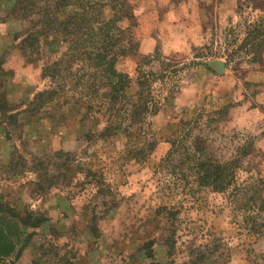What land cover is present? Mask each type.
<instances>
[{
	"label": "rangeland",
	"instance_id": "obj_1",
	"mask_svg": "<svg viewBox=\"0 0 264 264\" xmlns=\"http://www.w3.org/2000/svg\"><path fill=\"white\" fill-rule=\"evenodd\" d=\"M244 1L132 0L137 55L116 69L130 78L128 94L138 90L141 69L144 85L168 97L151 119L157 142L145 162H127L118 138L90 143L75 123L57 132L48 124L10 128L11 140L0 128V216L18 214L20 250L0 264H264L262 233L238 227L242 218L222 196L192 187L181 160L160 165L174 131L191 122L187 147L203 141V154L224 163L251 143L244 166L264 180V54L261 63L229 55L244 36L251 6ZM0 8L7 18L0 22V92L16 108L49 81L18 50L28 23L6 16L7 1ZM156 55L180 69L176 82L148 75L159 70Z\"/></svg>",
	"mask_w": 264,
	"mask_h": 264
},
{
	"label": "trees",
	"instance_id": "obj_2",
	"mask_svg": "<svg viewBox=\"0 0 264 264\" xmlns=\"http://www.w3.org/2000/svg\"><path fill=\"white\" fill-rule=\"evenodd\" d=\"M4 1L9 3L6 16L29 25L18 44L22 58L28 64H41V78L49 81L47 87L16 108H11L5 93L0 92V128L5 137L11 140L10 128L22 131L48 124L57 132L68 123H75L82 127L81 136L90 143L107 144L118 138L124 142L121 154L127 162H145L157 142L151 119L168 97L155 87L144 85L141 69L136 71L138 90L128 94L130 78L116 69L118 60L137 55L139 43L133 31L137 23L132 0H0V3ZM244 3L246 6L242 7L251 5L244 20V36L240 46L229 55L238 59L251 56L253 63H261L264 0ZM6 19L1 17L0 22ZM123 21L128 23L125 28L120 26ZM239 50L245 52L239 54ZM146 59L150 58L143 61ZM170 59L155 56L159 70L148 73L155 82L164 79L174 83L179 79L180 69L176 65L173 66L176 70L171 69ZM190 123L174 131V141L160 165L165 168L172 157L181 160L193 180L192 187L209 189L222 196L234 214L242 218L238 227L249 231L247 226L251 225L254 234L264 235V180L252 178L251 174L250 177L243 161L251 155V143L237 148L236 155L221 163L216 156L203 154V141L193 147L185 145L191 133V129L186 130ZM16 158L14 154L10 161ZM241 174L250 182H243ZM6 213L8 217L0 216V262L13 254L15 259L20 255V250L15 252L13 239L18 233L14 221L18 214L11 209ZM28 219L23 220L24 225L35 227Z\"/></svg>",
	"mask_w": 264,
	"mask_h": 264
}]
</instances>
